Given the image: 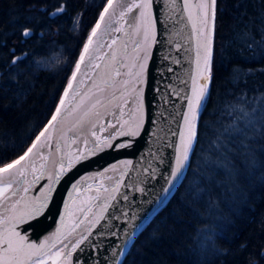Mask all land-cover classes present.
Wrapping results in <instances>:
<instances>
[{
  "label": "trees",
  "instance_id": "1",
  "mask_svg": "<svg viewBox=\"0 0 264 264\" xmlns=\"http://www.w3.org/2000/svg\"><path fill=\"white\" fill-rule=\"evenodd\" d=\"M58 2L0 0L2 163L20 156L52 115L107 0H63L58 18L39 11ZM33 17L35 32L22 43L16 26ZM13 49L28 55L9 70ZM211 73L186 175L123 264H264V0H217ZM234 107L255 128L221 136L240 115H229Z\"/></svg>",
  "mask_w": 264,
  "mask_h": 264
},
{
  "label": "water",
  "instance_id": "2",
  "mask_svg": "<svg viewBox=\"0 0 264 264\" xmlns=\"http://www.w3.org/2000/svg\"><path fill=\"white\" fill-rule=\"evenodd\" d=\"M113 2L114 9L110 10L105 17V22L101 25L100 33L103 35L100 36L99 43L109 45L117 37L119 38L118 42L114 48L103 47L96 53V57L108 54L105 55L104 60L92 59L91 64H100V69L94 71L92 67L82 65L81 74H78L75 87L81 93L88 92L91 103L95 102V98H100L106 105V111L105 108L99 109L102 115L98 123L105 126V131H97L98 136L104 138L110 134L114 135L116 130L109 128L107 125L109 121L116 124L117 120L123 123L124 121H139L142 119L140 133L135 137H118L116 140L111 141L112 147H104L101 151L86 156L84 160L76 163L72 169L53 184V193L48 200V206L44 214L15 225V230L21 236L26 237L25 244H40L46 238L52 237L58 228H61L62 234L59 240L56 241L58 249L63 244L78 239L82 233L88 235L84 232V229L88 227V220L94 219L100 213L101 205L107 202L108 209L104 212L103 218L99 224L91 228L89 239L81 244L76 251L72 252L71 257L68 258V264H109L113 247L122 246L127 237L135 232L130 249L137 236L163 209L182 183L193 152L192 150L190 153L181 180L172 189L168 200L160 202L161 188L168 187L161 176L163 174L166 177L169 166H174L175 149L179 145V136L173 135V133L177 132L183 125L182 118L177 113L187 111L186 103L181 97L175 95L173 89L180 91L181 95L184 93L190 94V77L195 74L196 68V39L193 35L192 25L188 20L189 10L184 8V0H175L174 4L172 0H154L151 11L155 20L153 26L155 43H152L151 47L147 49V61L143 59L145 54L143 51V33L141 31L140 34H137L134 30L139 20V13H129L124 20L116 23L119 13L124 10L123 5L139 3L140 0H113ZM189 3L194 5L199 3V0H189ZM191 11L195 16L198 10L192 8ZM109 16H111V28L106 27ZM117 27L122 28L123 31L117 33L114 30ZM215 31L216 15L212 37L211 69L214 56ZM133 41L140 43V50L135 49ZM125 43L127 44L126 49L124 47ZM112 51L116 52L117 61H123L126 65V67L120 69L122 73L120 77L115 76V70L119 67V64L112 62L110 55ZM138 55L139 58H137ZM106 64L109 67L106 68ZM139 64H145L146 66L143 82L135 85V91L128 88L125 92L123 81L131 80L127 73L129 70L139 71ZM133 65H136V67L133 68ZM108 75L112 76L115 81L114 84L112 81H109L106 85L102 83L104 79L108 78ZM80 80H83L84 83H79ZM97 84L104 88L103 93L97 92L95 87ZM210 87L211 82L208 95ZM63 93L64 90L60 98ZM114 93L116 95L115 100H113ZM137 95H139V101ZM125 100L128 102L127 106L124 104ZM140 101H142V111L137 112V104ZM78 102L79 100H77ZM58 104L59 101L56 107ZM117 106L123 107L124 114L122 116L116 110ZM202 110L197 123V138ZM54 113L55 110L52 115ZM161 113H163V117L159 115ZM80 115L82 113L77 112L67 116L63 123L52 132V146L43 150L44 155L48 157L46 162L34 158L37 169L35 175L40 178L33 182V173L30 166L26 177L21 178L19 184H14L13 189L10 190V196L13 191L16 195L12 196L7 202L0 199V219L5 216L11 217L12 205L17 200L20 201V204L16 207L20 209L25 202L41 196L49 183L48 177L53 175L62 157L67 154H78L80 151L86 153L88 149L94 147L92 143L94 137L90 133L93 130L92 124L97 122L96 118L92 117L88 122L78 125L77 121ZM173 116H175V119H172ZM48 121L40 132L48 125ZM50 131L52 130L50 129ZM85 139L88 143H85ZM73 140L76 141L75 144ZM129 141L130 144L127 147H115L117 143H127ZM18 157L15 159H18ZM126 161H131V165L126 166L124 163ZM41 163L45 164L43 175H41L40 170ZM113 165L116 166L115 169H113ZM146 168L149 169L148 172L144 171ZM101 173L104 175H100ZM121 176L123 179L120 181L119 192L113 193L112 189ZM25 180L28 183H24ZM74 183L78 184L77 190L72 188ZM28 184H31V188L28 192H24L22 189L28 187ZM98 188L100 189L99 192L97 191ZM140 188H143L144 191L141 192ZM104 189H107V191ZM112 195H115L114 200L110 199ZM124 196H127L128 199L125 200ZM96 197L98 199H94ZM88 206L92 208V211L87 214L88 220L73 233L71 230L74 223L84 219L80 209ZM122 213L127 215L124 216ZM133 215H135V219H132ZM61 218H63V227ZM136 225H139V227H135ZM9 226L10 224H0V233ZM126 227L128 232L122 234V229ZM113 232L117 233V236L111 235ZM49 243L51 244L53 241L49 240ZM129 249H126V252H129ZM52 251L54 252L56 249H52ZM0 252H2V249H0ZM63 259L61 257L62 262ZM119 259L123 261L125 257H119Z\"/></svg>",
  "mask_w": 264,
  "mask_h": 264
},
{
  "label": "snow or ice",
  "instance_id": "3",
  "mask_svg": "<svg viewBox=\"0 0 264 264\" xmlns=\"http://www.w3.org/2000/svg\"><path fill=\"white\" fill-rule=\"evenodd\" d=\"M154 0H140L139 3H127L123 5L124 10L119 13V18L116 23H119L121 20H124L126 15L129 13H139V20L135 26V32L140 34L141 31L143 33V44H144V56L143 59L147 61V49L151 47L152 43H155V32L153 29L155 20L152 13V5ZM173 4L175 0H172ZM54 10H50L47 6H44L39 9L41 13H46L48 18H58L60 15L66 13V4L63 0H59L57 5L52 6ZM115 5L113 0H107L106 6H104L103 11L99 14V20L91 29V34L87 37V42L83 45V50L80 52L79 60L75 63V70L72 71L71 78L68 80L67 87L64 89L63 96L59 100V104L55 109V113L51 116V119L48 121V125L44 128L43 131L39 133V135L35 136V140H33L31 146L27 148V151H24L23 155H20L18 159L11 160L10 163H2L3 160L7 159V155L0 156V199L7 202L12 196H15L16 193L11 192V196L9 195L10 190L13 189L14 184H19L20 179L26 177L28 174L29 167L31 166V170L33 173V182L40 177L35 175L37 171L35 167L34 158H38L41 161L46 162L48 157L44 155L43 150L46 147H51L53 142L52 132H54L59 125H61L64 119L72 115L73 113L80 112L79 120L77 121L78 125H82L85 122H88L92 117L96 118V123L92 124L91 136L94 137L93 140V148L88 149L85 153L80 151L74 154H67L62 157L56 167L53 175L48 177V185L47 188L44 189L41 196L35 198L34 200L27 201L24 203L23 207L18 209L16 205L20 204V201L17 200L15 204L12 205L11 217L5 216L3 219H0V224H10L9 227L4 228L3 232L0 233V264H68V258L71 257L72 252L76 251L77 248L81 246L85 241L89 239V235L91 234V228L95 227L99 224L100 220L103 218L104 212L108 209V203H104L101 205V211L98 215L95 216L94 219L88 220L87 214L92 211L91 206L87 208H81L80 212L83 215L84 219H80L78 222L74 223L72 228V232L74 233L76 229H79L81 225L85 224V221L88 220V227L84 229V232L88 233V235L81 234L80 237L74 241H70L69 243H65L62 247L57 249L56 241L59 240L61 236V228H58L56 233L53 234L52 237L46 238L40 244L28 243L25 244L24 241L26 237L21 236L19 232L15 230V225L19 223L25 222V220H32L37 217H40L44 214L45 209L48 206V200L53 193V184L56 183L66 172L73 168L76 163L81 162L86 158V156H91L95 152L101 151L104 147H112V140H116L118 137L123 136H131L135 137L139 135L142 119L139 121H124L121 123L117 120L116 124H113L111 121L108 122V127L115 129V134H110L107 137L101 138L97 135V131L103 132L105 131V126L100 125L98 123L100 116L102 113L99 111L100 108H105L106 105L103 103L102 99L95 98V102L91 103L89 100V93H81L76 87L75 82H77L78 74H81L82 65L88 67H92L93 70L100 69V64H91L93 58H98L100 60L105 59V55H101L96 57V53L100 50V48L108 47L110 49L114 48V46L118 42V37L111 41L109 45H102L99 43L100 36L103 35L100 33L101 25L105 22V17L109 14L111 9H114ZM184 8L189 10L188 20L192 25L193 35L196 39L195 44V74L190 77L191 87L190 94L184 93L181 95L180 91H176L175 95L181 97V99L186 103L187 111L186 112H178L182 118L183 125L177 132H174L173 135L179 136V145L175 149V157H174V166H169V171L167 176L164 177L163 174L161 178L164 179V183L168 185V187H162L160 197V202L167 201L169 195L172 192V189L176 187L177 183L181 180L183 176V170L187 166V162L189 161L190 153L193 150V145L197 139V123L201 110L205 107V102L208 98V89L209 84L211 82V57H212V37L215 28V15H216V0H199V3L191 4L189 0H184ZM192 8L197 9V13L193 16L191 11ZM115 13L113 12V15ZM79 18L80 14L78 13L74 19V27H79ZM33 18H25L24 23L18 24L16 26L15 31L19 32L20 42H26L29 38L33 36L35 32V28L30 26L32 24ZM107 28L112 27L111 16H109V22L106 25ZM117 33L123 31L122 28L114 29ZM43 33H41L42 35ZM135 49L140 50L141 45L137 41H133ZM95 45V47H94ZM125 49L127 48V44H124ZM179 47V45H178ZM12 59L10 64L8 65L9 70H16L20 64L25 62L27 57V53H23L21 56L15 55V50H10ZM112 57V62L118 63L119 67L115 70V76L120 77L122 75L120 69L126 67L123 61H117V54L115 51L110 53ZM87 58V63H86ZM139 58V55L138 57ZM178 62V61H177ZM105 67H109V65H105ZM136 65H133L135 68ZM145 64H139V71L129 70L127 75L131 78V80L123 81L124 91L127 92L128 88H132L135 91V85L143 82V76L145 71ZM170 71V69H169ZM91 80V78H89ZM109 81H112L114 84L115 81L112 79L111 75H108L107 79L102 81L103 84H108ZM79 83H84L83 80H80ZM186 83V82H185ZM97 92L103 93L104 88L100 87V85H95ZM90 91V90H89ZM169 95L171 93H168ZM116 99L115 93L113 94V100ZM77 100L79 102L77 103ZM137 100L139 101V95H137ZM167 103V101H165ZM111 103V101H110ZM127 100L124 101L125 106H127ZM90 104V106H89ZM120 112L121 116L124 114L123 107L117 106L116 109ZM137 112L142 111V101L137 104ZM239 111L240 115L236 116L233 119L232 123L226 125L224 130L220 135H224L225 133L236 132L240 134L245 133V129L255 128L256 121L249 116L243 108L236 109L235 107L229 112V115H232V112ZM163 117V113L159 114ZM175 119V116L172 117ZM264 120V116L261 117ZM239 121L244 122L245 128L242 129L239 126ZM264 127V124L261 125ZM50 129L52 131H50ZM256 131H260L256 129ZM75 140L73 143L75 144ZM58 143V142H57ZM85 143H88L87 139H85ZM130 141L127 143H117L115 147L123 148L129 146ZM16 150V146H12V151ZM8 151L7 145L4 147V152ZM125 165H131V161L124 162ZM45 167L44 163H41L40 170L41 175H43V169ZM116 166L113 165V169ZM145 172H148L149 169H145ZM100 175H104L101 173ZM154 175V172H153ZM123 177L117 181L116 186L112 189L113 193L119 192L120 189V181H122ZM24 183H28L26 180ZM78 184L74 183L72 188L77 190ZM31 188V184H28V187H24L22 190L24 192H28ZM107 191V189H104ZM141 192L144 191L143 188L139 189ZM99 192L100 189L98 188ZM125 200L128 199L127 196L123 197ZM98 199V197L94 198ZM110 199L114 200L115 195H112ZM67 208V206H66ZM122 215L126 216V213H122ZM135 215H133L132 219H135ZM61 224L63 227V218H61ZM135 227H139L136 225ZM128 228L122 229V234L127 233ZM71 234V233H70ZM113 236H117V233H111ZM135 235L133 232L131 235L127 237V239L123 242L122 246L117 245L114 246L111 250V259L109 264H123V261L119 259V257H125L130 254V252H126V249H129L132 237ZM49 240H52L53 243H49ZM52 249H56V251H52ZM67 249V251H65ZM61 257H63V262L61 261Z\"/></svg>",
  "mask_w": 264,
  "mask_h": 264
},
{
  "label": "rangeland",
  "instance_id": "4",
  "mask_svg": "<svg viewBox=\"0 0 264 264\" xmlns=\"http://www.w3.org/2000/svg\"><path fill=\"white\" fill-rule=\"evenodd\" d=\"M215 148H217V146H215ZM210 158L213 159V157L210 155Z\"/></svg>",
  "mask_w": 264,
  "mask_h": 264
}]
</instances>
